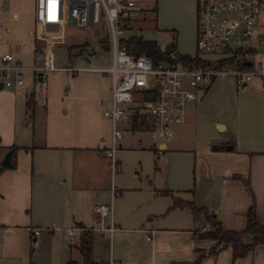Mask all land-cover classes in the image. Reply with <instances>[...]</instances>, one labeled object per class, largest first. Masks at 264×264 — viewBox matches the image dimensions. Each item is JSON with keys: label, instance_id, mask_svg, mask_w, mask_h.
<instances>
[{"label": "crops", "instance_id": "obj_1", "mask_svg": "<svg viewBox=\"0 0 264 264\" xmlns=\"http://www.w3.org/2000/svg\"><path fill=\"white\" fill-rule=\"evenodd\" d=\"M137 3L134 13L142 9L139 0ZM196 4L197 0H156L153 41L159 46L170 44L178 54L191 56L196 48ZM10 6L11 0H0L4 10ZM11 16L17 18L18 13ZM29 35L34 31L30 29ZM8 52L4 46L0 56ZM226 79H219L218 88L231 87L226 91L231 97L225 99L232 107L233 119L225 121L223 130L229 135L225 144H230L232 154L239 158L233 163L237 169L227 176L206 175L199 187L196 154L171 148L164 141L160 147L169 153L165 165L180 163L182 171H177L175 178L180 177L156 187L150 179L161 177V172L154 162L152 177L135 174L140 185L120 190L114 185L115 172L105 154L110 146L105 136L112 123L102 115V101L110 92L104 97L73 94L66 102L52 97L41 106L28 100L29 86L23 90L4 88L0 82V264H82L78 248L82 230L91 232L95 262L107 264L111 257L117 264H192L201 251L213 248L216 242L196 236L209 228L204 215L195 216L188 208H172L174 199L204 208L215 214L223 230L236 232L245 228L246 212L254 206L257 220L264 226V79L253 78L240 88L233 79ZM219 80L190 106L198 108L211 97L216 89L209 92ZM187 116L186 110L182 124ZM128 125L149 134L143 125ZM118 144L122 149V143ZM136 144L127 149L137 150L141 140ZM156 144L152 141L148 150ZM125 152L120 150L121 157ZM116 154L117 169L121 168L119 175H123L122 161ZM6 157L10 165L4 167ZM112 189L118 192L117 198H111ZM103 203H112L116 230L111 242L102 230L109 218L101 221L93 212L96 204ZM70 228L76 231L72 239L66 233ZM34 230L39 231L37 236ZM145 230L151 231L150 240ZM105 238L108 251L96 257L94 242ZM241 241L249 243L250 237L242 235ZM199 264H264V245H256L235 260L227 245L206 255Z\"/></svg>", "mask_w": 264, "mask_h": 264}, {"label": "built area", "instance_id": "obj_2", "mask_svg": "<svg viewBox=\"0 0 264 264\" xmlns=\"http://www.w3.org/2000/svg\"><path fill=\"white\" fill-rule=\"evenodd\" d=\"M137 0H35V36L44 42L45 65L26 68L14 62L10 52L0 56V82L4 88H27L24 72L33 71L28 100L32 104H46L47 85L45 74L57 69L51 46L63 41L67 30H86L104 23L112 61L107 67L93 70L111 76V92L102 101V115L112 123L110 146L105 154L111 170L118 168L116 151L123 130L118 124L143 125L158 144L153 149L158 157H164L160 145L173 136V126L185 121L186 108L201 97L217 79L232 77L240 87L254 77L264 79V0H197L196 49L218 57H192L188 62L179 59L173 49L157 62L144 54H137L130 37L131 18L138 8ZM259 53L254 64L251 57ZM194 58L195 62H192ZM198 62H197V61ZM224 61L222 67L218 62ZM249 62L247 68L239 64ZM203 63H206L205 65ZM256 65V68L253 67ZM246 66V65H245ZM84 68H68L77 72ZM118 195L111 190V198ZM93 212L101 221L109 218L102 228L111 235L116 230L112 222V203L96 204ZM204 231L206 229H203ZM75 229L66 230L72 239ZM146 239L151 231L145 230ZM38 230L33 231L37 236ZM31 244L36 245L32 240ZM107 264H117L111 257Z\"/></svg>", "mask_w": 264, "mask_h": 264}, {"label": "rangeland", "instance_id": "obj_3", "mask_svg": "<svg viewBox=\"0 0 264 264\" xmlns=\"http://www.w3.org/2000/svg\"><path fill=\"white\" fill-rule=\"evenodd\" d=\"M139 2L142 9L132 15L131 28L127 30L125 35L133 34L144 40H155V12L151 9L156 6V0H139ZM34 4L35 0H11V6L7 10L0 7L2 25L0 27V54L4 51V46L7 47L14 58V62L26 68L45 65L44 42L37 38L35 33L32 36L29 35L30 29L35 30L36 9H34ZM14 11L18 13L17 18L11 16ZM3 25H6V27H3ZM104 28V23L102 22L100 25L86 30L75 31L69 29L63 41H54L52 43L51 51L57 69L45 74L47 85L46 101L52 97H58V99L62 98L66 102L67 96L73 94H96V96L104 97L111 92L112 81L109 74L98 73L97 71L79 70L72 72L67 70L68 68L79 66L101 68L111 64L112 50L108 43V33L104 31ZM191 56L213 59L218 57V54L205 53L201 49L195 48ZM258 58L259 53L251 57L254 64ZM253 67L256 68V65ZM24 77L27 87H30L33 71H25ZM226 78H229L226 80L231 82L232 77ZM254 78L256 79H253V81L258 80L259 77ZM220 81H217L209 92L210 94L216 89L213 95L208 97L198 108L187 105L188 119L186 124L173 126V136L165 140L170 144L171 148H181L184 151H191L192 155L196 154V180L199 187L202 185L206 175L215 177L220 175L227 176L232 173L231 170L235 171L237 169L238 165L233 163L239 162L237 155L232 154L233 152L227 149L230 144H225L229 138L226 130H221L217 127V125L224 126L225 121L230 123L233 119L232 107L225 99V96L229 97L231 94V92H226L231 90V87L218 88ZM96 88L97 91H94L93 89ZM236 88H240V86L236 85ZM217 120L220 122L216 123ZM118 127L124 132L123 139L119 141L122 143V149L120 150L128 152L123 153L121 157L118 149L116 154L118 160L122 161L123 174L119 175L121 168L115 171L113 181L117 190L131 187L132 185H140L136 182L137 179L134 178L135 174L140 177L149 174L152 177V171L155 170L154 162H156L157 168H160L161 172V177L154 180L153 178L150 179L156 187L162 185L164 180L172 183V181L175 182L180 177L175 178L176 172L179 171L180 173L182 171L180 163L173 162L168 166L165 165L169 158V153H166L164 157H158L153 150H148L152 141L155 143L157 141L152 139L147 132L139 128L132 130L128 124L121 123L118 124ZM106 133L108 134L105 138H108L111 142L112 127ZM137 140H141L140 147L136 148L137 150H128L127 148L137 147ZM223 146L225 149L221 148ZM108 243L106 238L101 239L100 242L95 241L94 255L96 257H99V255L101 257L104 256V253L108 251Z\"/></svg>", "mask_w": 264, "mask_h": 264}, {"label": "trees", "instance_id": "obj_4", "mask_svg": "<svg viewBox=\"0 0 264 264\" xmlns=\"http://www.w3.org/2000/svg\"><path fill=\"white\" fill-rule=\"evenodd\" d=\"M151 10L156 12V6H154ZM128 42L135 47L137 54H144L151 58L153 62H157L167 56L160 50V47L156 41L144 40L137 36H131L128 39ZM179 59L186 62V59L183 57V55L179 54ZM192 62H195L194 58L192 59ZM224 63V61L218 62V67H222ZM203 64L205 65L206 63ZM239 67L247 68V66H245L243 63H240ZM232 148V146H229L227 149ZM10 153H12V150L9 151V154ZM244 182L248 187V182L246 180ZM172 208H188L195 216L198 214L204 215L205 221L209 225V228L206 231L199 232L196 236L201 239H209L216 242L213 248L206 251H201L198 259L192 264H199L206 255L215 254L219 249L227 245L231 246L233 260L247 255L258 244L264 245V226L258 222L254 206L250 207L246 212V225L245 228L240 232L223 230L221 224L217 221L215 214L207 213L204 208L197 207L192 202H184L179 199H174ZM242 235L249 236L250 242L246 244L242 243ZM78 248L82 256V264H106L103 262H95L92 259V235L90 231H81ZM73 263L74 262L71 261L67 264Z\"/></svg>", "mask_w": 264, "mask_h": 264}, {"label": "water", "instance_id": "obj_5", "mask_svg": "<svg viewBox=\"0 0 264 264\" xmlns=\"http://www.w3.org/2000/svg\"><path fill=\"white\" fill-rule=\"evenodd\" d=\"M159 47H160V50H161L162 52H164L165 54H169V53L171 52V50H172V46H171L170 44H167V45L161 44ZM183 57H184L188 62H189L190 59H191V56L188 55V54H184ZM245 65H246V66H250V63H249V62H245ZM245 86H246V84H243L241 87H245ZM217 127H218L219 129H221V130L224 129V126H223V125H218ZM227 148H229V146H228ZM9 165H10L9 158L6 157V158L3 160V162H2V166L7 167V166H9Z\"/></svg>", "mask_w": 264, "mask_h": 264}]
</instances>
